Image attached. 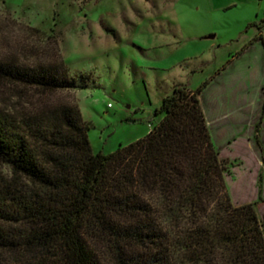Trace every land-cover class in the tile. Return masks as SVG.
I'll use <instances>...</instances> for the list:
<instances>
[{"label":"trees","instance_id":"16d2710c","mask_svg":"<svg viewBox=\"0 0 264 264\" xmlns=\"http://www.w3.org/2000/svg\"><path fill=\"white\" fill-rule=\"evenodd\" d=\"M208 82L174 86L145 136L94 153L56 35L0 16V264H264V218L232 203L199 100ZM263 117L264 102L256 130Z\"/></svg>","mask_w":264,"mask_h":264},{"label":"rangeland","instance_id":"374dc122","mask_svg":"<svg viewBox=\"0 0 264 264\" xmlns=\"http://www.w3.org/2000/svg\"><path fill=\"white\" fill-rule=\"evenodd\" d=\"M0 16L56 35L92 151L109 153L159 122L153 110L174 86L195 89L239 51L258 31L250 23L264 20V0H0ZM217 86L200 92L206 114ZM209 131L232 203L252 202L263 219L264 128Z\"/></svg>","mask_w":264,"mask_h":264},{"label":"crops","instance_id":"0c3cea01","mask_svg":"<svg viewBox=\"0 0 264 264\" xmlns=\"http://www.w3.org/2000/svg\"><path fill=\"white\" fill-rule=\"evenodd\" d=\"M255 26L257 33L248 38L244 46L230 55L209 78L207 88L215 84L218 86L211 95V114H206L205 108H202L208 128L215 122L226 126L232 132L246 123L253 125L258 133L264 128L263 117L256 130L264 102V20ZM256 139L259 146L257 134ZM260 157L256 155L257 164L264 162Z\"/></svg>","mask_w":264,"mask_h":264},{"label":"water","instance_id":"95a60500","mask_svg":"<svg viewBox=\"0 0 264 264\" xmlns=\"http://www.w3.org/2000/svg\"><path fill=\"white\" fill-rule=\"evenodd\" d=\"M211 37L213 36V35H210Z\"/></svg>","mask_w":264,"mask_h":264}]
</instances>
